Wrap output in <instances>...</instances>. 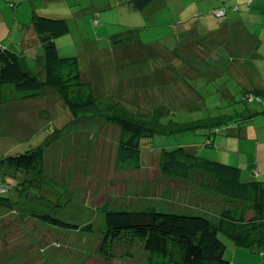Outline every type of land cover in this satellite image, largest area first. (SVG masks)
<instances>
[{
  "label": "rangeland",
  "instance_id": "374dc122",
  "mask_svg": "<svg viewBox=\"0 0 264 264\" xmlns=\"http://www.w3.org/2000/svg\"><path fill=\"white\" fill-rule=\"evenodd\" d=\"M245 1L238 0L239 12L233 13L227 3L229 14L217 18L212 12L220 7L219 0H155L144 10L136 9L131 0H64L59 16L71 31L57 40L59 52L79 58L82 79L91 85L99 106L74 120L63 114L67 108L61 98L49 91L25 108L0 112V158L45 148L42 187L10 190L7 196L15 201V209L0 208V264H149L141 246L133 258L108 259L99 252L107 211L190 213L217 224L225 200L217 198L214 179L198 171L188 180L166 176L160 168L163 149L184 147L202 160L238 167L241 182L264 185V97L244 103L245 80L253 78L219 74L235 59L229 67L233 72L251 45L237 30L227 36L229 41H218L220 31L228 32L240 17L244 25L258 27L248 23L252 20ZM30 3L0 0V46L21 52L14 44L22 32L9 21L17 8L10 4L28 9ZM23 9L20 19L27 32L32 13ZM129 30H138L144 46L113 44L115 35ZM226 46L234 54L223 55L229 50ZM26 55L34 67L31 72L44 79L39 59L34 63L32 53ZM252 64L257 68L255 85L264 87L258 73L260 68L264 77V62L257 57ZM253 110L257 115L241 126H248L245 132L218 124L220 118L228 121L236 112ZM114 114L146 124L158 119L154 135L141 141L140 170L116 168L121 130L107 119ZM44 116L47 121L56 117L47 130ZM13 172L0 166V182L14 184ZM33 213L49 214L81 230L44 224ZM90 225L92 232L82 230ZM219 237L231 264H264L260 248H240L224 235Z\"/></svg>",
  "mask_w": 264,
  "mask_h": 264
},
{
  "label": "trees",
  "instance_id": "16d2710c",
  "mask_svg": "<svg viewBox=\"0 0 264 264\" xmlns=\"http://www.w3.org/2000/svg\"><path fill=\"white\" fill-rule=\"evenodd\" d=\"M155 0H131L138 10H144ZM254 0H248L251 5ZM14 7V5H10ZM239 12V5H231ZM229 7L213 9L217 18H225ZM223 12L222 16H217ZM97 20L94 21L97 24ZM32 26L39 38L43 53L41 56L44 79L31 72L28 55L14 49L0 46V105L42 98L53 92L64 102L67 111L75 120L79 114L95 111L99 100L95 97L89 83L82 79L78 57H62L57 40L71 31L69 23L61 16L55 17L32 13ZM117 47L138 44L144 46L138 30H129L112 38ZM38 59L40 57H37ZM36 58V59H37ZM35 63V62H34ZM41 72V73H42ZM262 97L259 91H243L244 103H252ZM252 98L253 101H249ZM112 106V105H111ZM256 112L240 114L218 124L242 126L243 122L256 116ZM121 130L118 145V170H140L142 168L141 141L155 133L157 117L142 123L122 115L107 118ZM240 126V127H241ZM219 130L213 132L218 133ZM211 136L207 143L211 142ZM48 143L46 144V146ZM44 146L29 148L21 154H8L0 158L1 168L14 170V184L0 182V208L15 209V201L7 194L18 191L26 185L42 187ZM160 168L163 174L188 180L193 172L211 176L219 195L224 197L225 205L218 223L203 215L190 213L176 214L159 212L155 209L144 211H107L105 230L99 252L108 259L133 258L136 248L141 246L148 253L149 264H231L225 259L226 245L220 239L222 234L240 248L264 249V185L245 183L240 180V169L219 162L197 158L184 147L163 149L160 155ZM2 189H6L3 193ZM32 217L44 224L66 229L81 230L80 227L66 223L49 214L33 213ZM82 230L92 232V225ZM262 256V255H261ZM264 257V256H263Z\"/></svg>",
  "mask_w": 264,
  "mask_h": 264
},
{
  "label": "crops",
  "instance_id": "0c3cea01",
  "mask_svg": "<svg viewBox=\"0 0 264 264\" xmlns=\"http://www.w3.org/2000/svg\"><path fill=\"white\" fill-rule=\"evenodd\" d=\"M21 1L26 2L29 0H18V2H21ZM30 1H32V3H30V8H28V9H26L24 6L13 7V8H17V9H16V12L14 14V17L12 19H9V21H10L11 25H16L18 30L20 32H22L21 38L18 39V42L14 45H17L16 47H19V49H21V52H19V53H24V55H26V53L31 52L32 56H31L30 60H32L33 62H34L35 58L40 57L39 62H40V73H41L42 72V65H43V63L41 61V59H42L41 56H42L43 50H42L39 38H38L33 26L32 27L26 26L27 32H23L24 31L23 30L24 24L22 23V21L20 19V14H21L22 9L25 8V9H23V11H25V13H26V11L28 10V14L36 11L40 14L59 17V15H61V13L64 11V6H63L64 0H30ZM38 1H40V4L38 3ZM225 1H227V2H225ZM247 1L248 0H246L243 3H244V6H246V8H247V13H246L247 18L252 20V22H248V23H250V24L254 23L258 27L252 29V27H248L249 25L248 26L244 25L243 18L240 17L241 21L240 22H238V21L234 22V24L230 27L231 28L230 31H229L230 28L228 29V32H226L224 30L220 31L221 36H219V38L217 39L218 41H221V40L222 41L223 40L229 41L230 39L227 40V36L231 35L234 30H237L239 32L244 33V36H245L244 38H246L248 41H250L248 43H251V45L248 47V49L246 51L247 54L245 56H243L242 60L239 62V65L234 68L233 72L229 71V69H230L229 67H234L235 59H232V64L227 63L229 67H227L225 69L226 71L220 72L219 74L223 75V74L228 73V74H231L234 78H236L238 80L245 79L246 76L253 78L250 80H245L246 82L243 86L244 87L243 91H259L260 93H262V96L264 97V87L260 86V85L259 86L255 85V79L254 78H255V74H256L255 71L257 68H255L254 64H252L253 59H255L257 57L259 59H261V61L264 62V29L261 28V27H264V0H254L250 6L246 4ZM237 2H238V0H219L218 3L220 5V8H225V7L228 8L227 3H229V6H231L233 4L235 5V3H237ZM243 3L241 2L240 5H243ZM25 4H27V3H25ZM90 7H93V6H90ZM233 12L234 11L232 10V13ZM228 14H229V12H228ZM218 30H220V28ZM206 32H210V28H206ZM230 32H232V33L230 34ZM212 38H214V37H212ZM232 46H233V44H232ZM226 48H228L229 50L223 51L224 52L223 55L230 54V53L234 54L232 47L226 46ZM15 49H16V51L18 50V48H14V50ZM258 53L263 54V56L261 54L258 55ZM38 55H40V56H38ZM29 63H31V62L29 61ZM258 73L261 76V78H264V77H262L263 72L261 71L260 68H258ZM211 74H214V73H211ZM229 97L232 98L230 95H229ZM43 99L44 98H39V99H35V100H28V101H20L18 103V105L15 106V109L9 108V106L12 105L11 103L5 104V105H0V112H2V111L4 112L5 110H7V112L10 113L11 112L10 110L13 111V110H16L18 108H25L26 105L33 104L32 102H34L36 100H43ZM249 112H251V111H249ZM252 112H255V111L253 110ZM64 113H66V111H64L63 114ZM246 113H248V111L245 113H242V114H246ZM237 115H239L238 112H236V116ZM46 119L47 118L45 117L44 118L45 123H44V125H42L44 127L43 129H45V130H47L51 127L50 122L52 123L56 119V117L54 118L53 121L52 120L47 121ZM5 122H7V121H5ZM236 127L237 126L232 125L231 129H233L237 132H245L246 128H248V126H243V127H239V128H236ZM22 128H23L22 130H24L25 127H22ZM10 176L15 177L17 175L15 174V171H14ZM3 182L4 181H2V183ZM202 189L203 190H209L210 188L209 187H205V188L202 187ZM217 198H219V200H222L221 195H219V197H217ZM204 210L206 212H208V211L210 212V209L205 208ZM194 215H196V214H194ZM235 252H237V251H235Z\"/></svg>",
  "mask_w": 264,
  "mask_h": 264
},
{
  "label": "built area",
  "instance_id": "2783aa9c",
  "mask_svg": "<svg viewBox=\"0 0 264 264\" xmlns=\"http://www.w3.org/2000/svg\"><path fill=\"white\" fill-rule=\"evenodd\" d=\"M223 14H224L223 12H220V13L217 14V16L220 17V16H222ZM249 101H253V99L250 98ZM5 191H6V189H2V192H5ZM261 255L264 256V249L261 251Z\"/></svg>",
  "mask_w": 264,
  "mask_h": 264
}]
</instances>
